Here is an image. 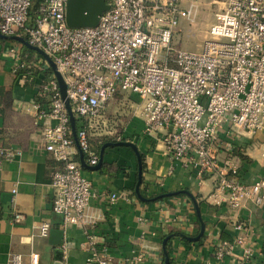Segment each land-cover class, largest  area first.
Segmentation results:
<instances>
[{"label":"built area","instance_id":"built-area-1","mask_svg":"<svg viewBox=\"0 0 264 264\" xmlns=\"http://www.w3.org/2000/svg\"><path fill=\"white\" fill-rule=\"evenodd\" d=\"M37 1L35 17L30 9ZM68 0H0V34L18 36L42 51L54 64L66 87V100L74 119L75 137L58 81L51 71L37 85L31 108L40 125L45 152L56 163L50 187L51 212L61 227L79 226L84 233L81 249L86 264H140L143 256L115 260L98 243L92 227L99 217L90 211L95 194L83 174L79 155L87 166L99 161L95 138L112 135L104 115L118 95L139 99L133 108L141 116L145 135H162L174 161L193 167L200 179L213 178L212 204L238 210L246 203L264 205V178L241 183L238 169L230 162L219 164L215 145L218 134L231 131L264 134V0H212L213 22L208 39L197 51H181L174 42L180 19H189L194 6L186 0H105L109 10L93 28H70L65 11ZM17 45L5 55L14 75L24 78L36 72L22 57ZM44 69L49 70L47 61ZM42 67V66H41ZM22 75V76H23ZM103 127V128H102ZM121 142V135L113 137ZM18 149L0 147V161L12 160ZM264 165V150L260 153ZM119 195L110 194L116 202ZM21 216L15 215L14 222ZM238 233L244 224L234 225ZM40 238L48 237L50 224L37 227ZM245 264L252 249L237 236ZM234 244L219 242L217 261L231 255ZM66 253V243L61 245ZM36 253L25 263L10 255L9 264H38Z\"/></svg>","mask_w":264,"mask_h":264},{"label":"crops","instance_id":"crops-1","mask_svg":"<svg viewBox=\"0 0 264 264\" xmlns=\"http://www.w3.org/2000/svg\"><path fill=\"white\" fill-rule=\"evenodd\" d=\"M8 45H0V85L10 90L12 102L4 120L0 119V129L4 130V147L18 149L20 154L0 161V264H9L12 254L21 255L28 263L31 253L38 254V264H86V253L81 249L82 228L68 226L63 230L60 217L51 212L50 178L56 163L43 149L40 125L36 124L31 108L38 83L49 74L43 67L46 60L35 51L29 55L21 50L26 62L36 66V72L25 78L23 73L14 75L12 62L3 53ZM127 95L137 107L139 99ZM143 131V120L136 114L125 124L121 135L122 141L134 144L142 157V199L134 192L138 163L128 147H107L99 168L83 170L95 194L90 211L99 217L92 227L98 243L115 260L140 254V264H161L162 239L170 236L166 250L173 264H241L243 249L235 243L236 237L241 236L252 249L245 264H264V205L246 203L238 210L225 204L213 205L209 199L213 178L200 179L193 167L172 159L161 134L150 136ZM109 143L113 142L105 144ZM214 150L220 165L230 162L237 167L241 183L251 184L264 178L260 159L263 133L252 135L224 127ZM113 193L121 198L111 203L109 195ZM195 206L204 233L198 241L191 242L186 238L197 237L200 232ZM15 215L21 216L17 223ZM238 222L244 224L242 233L234 229ZM42 223L50 224L46 238L38 236L37 227ZM221 241L234 246L231 255L217 261L214 251ZM63 242L65 255L61 250Z\"/></svg>","mask_w":264,"mask_h":264},{"label":"water","instance_id":"water-1","mask_svg":"<svg viewBox=\"0 0 264 264\" xmlns=\"http://www.w3.org/2000/svg\"><path fill=\"white\" fill-rule=\"evenodd\" d=\"M108 10H109V5L106 4L105 0H68L66 3V11H65L66 24L70 28H93V27L97 26L98 20H99V17L101 16V14L103 12L108 11ZM0 40H9V41H15L17 43H20L24 47H26L27 49L37 52L39 55H41L48 62L51 71L53 72V74L55 75V77L58 81L61 96H62L63 100L65 101L66 109H67L68 114H69L70 124L72 127V133H73V136L75 137L74 119H73V115H72L71 110H70L69 102L66 100V95H65L66 87L62 81V78L57 73L56 68H55L54 64L52 63V61L47 57L46 54H44L42 51L30 46L21 37H18V36L7 37V36H3L0 34ZM113 146L114 147L115 146H117V147H128L134 152V154L137 158V163H138L137 183L135 185L134 192L139 199H142L140 194H139V187L141 184V173H142L141 159H140V154H139V152H138V150L134 144H132L130 142H123L122 141V142H117L115 144L109 143V144L103 145L101 147V151L99 154V161H98L97 165L94 167L87 166L86 163L84 162L83 155L80 154L79 155V161H80L82 168L83 169H90V168L97 169V168H99L100 165L102 164L104 150L107 147H113ZM183 193L188 194L185 191H183ZM195 209H196L197 217H198L199 223H200V232H199L198 236L194 237V238L184 237L188 241H191V242L198 241L204 233V224L202 223V221L200 219L198 207L195 206ZM169 238L170 237H166L162 242V252L164 255L163 264H168V260H169L167 250H166V243L169 240Z\"/></svg>","mask_w":264,"mask_h":264},{"label":"rangeland","instance_id":"rangeland-1","mask_svg":"<svg viewBox=\"0 0 264 264\" xmlns=\"http://www.w3.org/2000/svg\"><path fill=\"white\" fill-rule=\"evenodd\" d=\"M211 2L212 0H186L182 3V7L186 10L190 8L191 4L194 8L188 20L180 19L175 35L174 42L181 51H197L201 44L208 39L206 31L213 22V10L215 9L211 6ZM2 43L17 45L23 51L24 46L15 41L0 40V45ZM3 53L5 54V51ZM135 106L134 101L127 94L116 96L104 115L106 130L112 133L110 137L122 135L125 124L133 115H136L133 110Z\"/></svg>","mask_w":264,"mask_h":264},{"label":"trees","instance_id":"trees-1","mask_svg":"<svg viewBox=\"0 0 264 264\" xmlns=\"http://www.w3.org/2000/svg\"><path fill=\"white\" fill-rule=\"evenodd\" d=\"M37 1H35L30 9V17L33 19L35 17V10L37 7ZM3 42V41H1ZM23 52L26 54H34V51L27 49L26 47H23ZM41 56V55H39ZM49 73H51V69L48 70ZM11 102H12V96H11V92L10 90H8L7 88H5L4 86L0 85V119L4 120V116H5V112L8 110V108L11 106ZM107 142H113L116 143L115 139L112 137H107V136H103V137H99L96 140L97 146H98V151L100 149L101 146H103L105 143ZM0 147H4V130L0 129ZM240 157L242 159H244L243 156L240 155ZM140 159L142 160V157L140 156ZM141 166H142V161H141ZM170 237V236H169ZM166 237H164L162 239V241L165 239ZM168 243L169 240L166 243V249L168 248ZM164 260L162 261L161 264H163ZM168 264H173L172 261L169 259L168 260Z\"/></svg>","mask_w":264,"mask_h":264}]
</instances>
